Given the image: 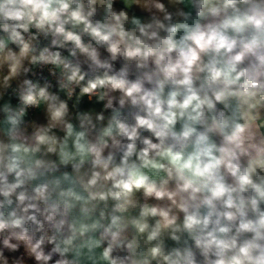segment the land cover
Returning a JSON list of instances; mask_svg holds the SVG:
<instances>
[{
  "label": "clouds",
  "instance_id": "obj_1",
  "mask_svg": "<svg viewBox=\"0 0 264 264\" xmlns=\"http://www.w3.org/2000/svg\"><path fill=\"white\" fill-rule=\"evenodd\" d=\"M0 264H264V0H0Z\"/></svg>",
  "mask_w": 264,
  "mask_h": 264
}]
</instances>
